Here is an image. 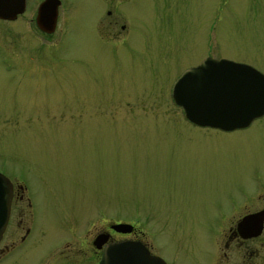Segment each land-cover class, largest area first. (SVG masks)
Masks as SVG:
<instances>
[{
  "label": "rangeland",
  "instance_id": "374dc122",
  "mask_svg": "<svg viewBox=\"0 0 264 264\" xmlns=\"http://www.w3.org/2000/svg\"><path fill=\"white\" fill-rule=\"evenodd\" d=\"M28 1L25 15L0 21V173L26 192L7 231L31 229L3 264H41L61 234L123 220L174 264L201 263L208 213L264 182V116L240 130L196 128L170 89L205 57L264 74V0H130L132 32L104 52L100 0H61L58 40L38 36V0Z\"/></svg>",
  "mask_w": 264,
  "mask_h": 264
},
{
  "label": "flooded vegetation",
  "instance_id": "af4514ba",
  "mask_svg": "<svg viewBox=\"0 0 264 264\" xmlns=\"http://www.w3.org/2000/svg\"><path fill=\"white\" fill-rule=\"evenodd\" d=\"M24 1L23 11L16 15L12 20L0 19L2 22L16 21L18 17L25 15L29 1ZM35 3V9L32 13L31 22L34 30L46 40H58L65 34H59L55 37V30L58 28L62 17V1L56 3V17L54 28L51 33L41 32L35 26V14L39 3ZM122 1L121 4H118ZM100 5L96 8L97 19L94 24V33L100 41L99 51L104 52L103 43H110L113 38H124L132 32V27L127 24L124 5L132 4L130 0H100ZM118 7H122L118 9ZM134 29V28H133ZM263 74V73H262ZM264 75V74H263ZM264 116V113L252 119L246 126L234 128L231 130H222L214 127L198 126L181 116L188 124L200 129H211L215 131H234L249 127L254 121ZM11 188V197L5 226L0 234V264H3L17 250H23L26 247L27 240L31 235L29 223L23 231H7L12 209L16 200L25 196L24 186H20L9 180ZM19 186V187H18ZM21 191H20V189ZM28 206L29 199L26 196ZM28 210L29 221H32L31 210ZM257 218L261 219L257 220ZM87 228L82 231H69L67 234H61L60 238L50 247L48 255H45L41 264H99L101 254L104 248L127 243L128 247L133 249L145 250L148 256L156 261V264H174L173 259L165 258L159 253V249L153 243V234L149 231L137 228L139 222L136 221H113L106 223L103 227L96 228L93 221H88ZM138 222V224H137ZM105 223V222H104ZM128 224V230L118 229L116 224ZM15 227H20L19 218L14 223ZM137 225V226H136ZM205 231L208 234V245L201 250V255L205 258L198 264H264V182L257 185L253 190L249 189L245 194L234 195L227 198L224 202H218L214 211L208 213ZM174 231H172L173 233ZM183 233L184 231H178ZM191 238L182 235L177 243L188 244ZM194 246V248H200ZM161 260V262H160ZM10 264H12L10 262Z\"/></svg>",
  "mask_w": 264,
  "mask_h": 264
},
{
  "label": "water",
  "instance_id": "95a60500",
  "mask_svg": "<svg viewBox=\"0 0 264 264\" xmlns=\"http://www.w3.org/2000/svg\"><path fill=\"white\" fill-rule=\"evenodd\" d=\"M57 2L42 0L36 9L35 26L43 33L49 34L54 28ZM23 7V0H0V18L13 19ZM170 94L186 119L198 126L231 130L246 126L264 113V76L247 64L223 58L205 57L182 71ZM10 197V183L0 174V233ZM117 228L128 230V225L117 224ZM128 245L123 242L104 248L99 264H156L147 251Z\"/></svg>",
  "mask_w": 264,
  "mask_h": 264
}]
</instances>
